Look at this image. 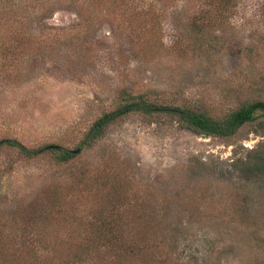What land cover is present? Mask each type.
I'll return each instance as SVG.
<instances>
[{"label": "rangeland", "instance_id": "374dc122", "mask_svg": "<svg viewBox=\"0 0 264 264\" xmlns=\"http://www.w3.org/2000/svg\"><path fill=\"white\" fill-rule=\"evenodd\" d=\"M127 93L264 99V0H0V140L77 149ZM253 129L133 113L68 162L1 146L0 264H262L264 176L233 167Z\"/></svg>", "mask_w": 264, "mask_h": 264}, {"label": "trees", "instance_id": "16d2710c", "mask_svg": "<svg viewBox=\"0 0 264 264\" xmlns=\"http://www.w3.org/2000/svg\"><path fill=\"white\" fill-rule=\"evenodd\" d=\"M81 4L85 2L82 1ZM133 113L142 114L151 120L168 117L196 134L209 137L233 136L247 124L254 125L253 132L256 134L264 133V99L246 102L222 116H214L210 111L190 104L161 102L143 93H127L114 108L95 119L87 128L77 149L72 150L54 144L29 147L16 139H2L0 147L13 146L26 157H36L47 151L56 162H68L81 151L80 147L91 145L99 138L112 122ZM249 153L246 159L234 160L233 167L245 178L264 176V141L251 148ZM33 241L36 243V240Z\"/></svg>", "mask_w": 264, "mask_h": 264}, {"label": "water", "instance_id": "95a60500", "mask_svg": "<svg viewBox=\"0 0 264 264\" xmlns=\"http://www.w3.org/2000/svg\"><path fill=\"white\" fill-rule=\"evenodd\" d=\"M78 151V150H77Z\"/></svg>", "mask_w": 264, "mask_h": 264}]
</instances>
